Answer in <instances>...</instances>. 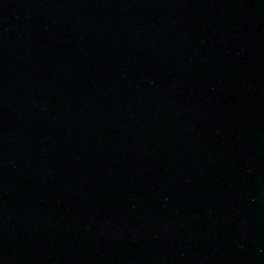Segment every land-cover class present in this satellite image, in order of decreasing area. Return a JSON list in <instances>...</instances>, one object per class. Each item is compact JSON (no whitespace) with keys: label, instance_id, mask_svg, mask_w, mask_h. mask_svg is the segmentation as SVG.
I'll return each instance as SVG.
<instances>
[{"label":"water","instance_id":"95a60500","mask_svg":"<svg viewBox=\"0 0 264 264\" xmlns=\"http://www.w3.org/2000/svg\"><path fill=\"white\" fill-rule=\"evenodd\" d=\"M0 264H264V0H0Z\"/></svg>","mask_w":264,"mask_h":264}]
</instances>
